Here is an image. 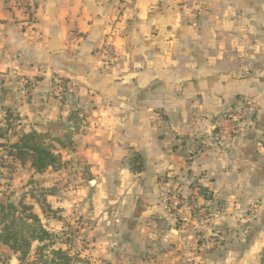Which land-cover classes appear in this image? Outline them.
Listing matches in <instances>:
<instances>
[{
    "label": "crops",
    "instance_id": "0c3cea01",
    "mask_svg": "<svg viewBox=\"0 0 264 264\" xmlns=\"http://www.w3.org/2000/svg\"><path fill=\"white\" fill-rule=\"evenodd\" d=\"M16 1L0 0V124L11 111V136L71 142L54 143L56 153L85 164L70 178L77 191L48 199L61 221L94 222L80 232L81 256L264 264V0H204L201 16L183 0H36L33 22ZM237 109V142L205 148L202 138ZM194 186L206 192L205 215L174 210L171 196L186 201Z\"/></svg>",
    "mask_w": 264,
    "mask_h": 264
},
{
    "label": "trees",
    "instance_id": "16d2710c",
    "mask_svg": "<svg viewBox=\"0 0 264 264\" xmlns=\"http://www.w3.org/2000/svg\"><path fill=\"white\" fill-rule=\"evenodd\" d=\"M18 120L19 117L9 111L5 127L0 124V148L8 150V161L0 164V167L4 169L2 174L13 173L17 165L30 164L31 170L40 175L50 168L58 170L66 165L61 156L56 153L54 143L66 148L72 147L71 142L52 138L49 134L37 131H31L22 136L13 133L14 135L11 136V131L14 130L13 123ZM12 137H15V140H12ZM136 163L138 161L134 160L133 170H137ZM2 174L0 173V177ZM204 194L206 197V192ZM36 202L41 204V210L45 216H48L47 211H53L46 199L37 198ZM57 239L58 236L48 230L39 215L34 212V205L26 203L24 198L18 203L12 201L10 196L6 201L0 199V245L17 255L20 264H89L82 258L81 252H72L74 247L69 239L65 249L51 250L56 245ZM36 243L39 246L34 249Z\"/></svg>",
    "mask_w": 264,
    "mask_h": 264
},
{
    "label": "rangeland",
    "instance_id": "374dc122",
    "mask_svg": "<svg viewBox=\"0 0 264 264\" xmlns=\"http://www.w3.org/2000/svg\"><path fill=\"white\" fill-rule=\"evenodd\" d=\"M23 87L26 90H30V88H32V86H30V88L28 89V87H25L24 85ZM7 152H8L7 149H0V164L8 161ZM63 162H65L66 165L61 168H58V170L48 169L44 174L41 175L39 174L36 176L28 172L29 169L27 170L22 167L20 168L17 167L15 171L11 174L8 173L2 174L4 172V169L0 167V173L2 174V177H0V191H1L0 199L2 201H6L7 197L10 196L12 201L18 203L20 199L24 198L26 203L34 205V212L41 215L42 217L41 220L42 221L44 220L43 223L46 224L47 229L58 236V239L56 240V245H54L53 248H51V250L59 249V248L65 249L66 248L65 245L67 244L69 239L71 240L72 245L76 242H77L76 244H78L79 241L83 242L82 245H76L77 247H75V249L73 248L72 251V252L75 251L81 252L83 250L81 247L84 246L85 241L84 239H80V232L83 231L84 229L92 228L94 226V222H91L89 220L84 221L82 219H78L71 215L70 217L63 218V220L61 221L60 220L62 217V215H60L61 210L53 209L52 212L47 211L46 213L48 217L50 218L54 217L58 221L57 222L55 221L56 224L53 222L48 223L46 219L43 218V216L45 217V215L41 210V204L36 202V199L39 198L40 200L46 199L48 203V199L51 196H54L56 192L57 193L60 192L63 188H70L69 190L65 191L66 193L70 191L72 192L77 191L78 189L77 185L70 183L71 181L70 178L77 175L79 169L83 170L86 166L81 162H75V161H63ZM48 171L49 174H46ZM53 172H56L57 174L55 177L54 176L52 177ZM3 194L5 196H3ZM185 204L187 205L189 204V206L192 207V210H196L195 207L190 202H185ZM200 209H202L201 206ZM38 246L39 244L37 243L34 244V249L37 248ZM33 257L35 258L34 252L32 253V258ZM0 264H20V263L17 259V255L11 252L8 248L0 245Z\"/></svg>",
    "mask_w": 264,
    "mask_h": 264
},
{
    "label": "built area",
    "instance_id": "2783aa9c",
    "mask_svg": "<svg viewBox=\"0 0 264 264\" xmlns=\"http://www.w3.org/2000/svg\"><path fill=\"white\" fill-rule=\"evenodd\" d=\"M17 5L24 10V12L30 17V21L33 22L37 14L36 0H17ZM187 5H191L198 16H201L206 12L204 7V0H183ZM106 55L110 57L114 55L112 45H106L104 47ZM22 83L25 87L30 88L33 86L32 80L24 79ZM54 94L57 100L64 101L67 94V82L63 79L56 81ZM244 113L242 110L230 111L225 114L221 119H218L215 127L211 133L202 138L201 144L208 149H228L231 148L239 139L242 129L244 127ZM204 198V191L200 186L192 187L190 191V197L187 202H190L199 213L202 215L204 211H200V201ZM185 197L181 192L177 191L171 196V203L173 209L178 211L180 207L185 204ZM169 200V199H168ZM205 215V213H204Z\"/></svg>",
    "mask_w": 264,
    "mask_h": 264
}]
</instances>
